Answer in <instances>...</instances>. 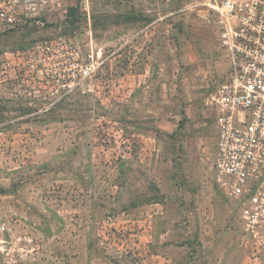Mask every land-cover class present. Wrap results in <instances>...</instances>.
<instances>
[{
  "label": "rangeland",
  "instance_id": "1",
  "mask_svg": "<svg viewBox=\"0 0 264 264\" xmlns=\"http://www.w3.org/2000/svg\"><path fill=\"white\" fill-rule=\"evenodd\" d=\"M87 1L0 31V60L61 35L101 62L56 103L0 68V222L34 238L24 264H264L214 182L204 100L228 64L207 0Z\"/></svg>",
  "mask_w": 264,
  "mask_h": 264
},
{
  "label": "built area",
  "instance_id": "2",
  "mask_svg": "<svg viewBox=\"0 0 264 264\" xmlns=\"http://www.w3.org/2000/svg\"><path fill=\"white\" fill-rule=\"evenodd\" d=\"M63 0H0V31L41 24ZM84 8L88 7V1ZM228 68L204 100L215 135L214 182L238 211L253 252H264V0H207ZM101 62L79 44L54 36L25 50L7 51L1 72L27 81L39 78L54 102L79 90ZM52 103V104H53ZM30 233L14 235L0 222V264H24L35 254Z\"/></svg>",
  "mask_w": 264,
  "mask_h": 264
},
{
  "label": "crops",
  "instance_id": "3",
  "mask_svg": "<svg viewBox=\"0 0 264 264\" xmlns=\"http://www.w3.org/2000/svg\"><path fill=\"white\" fill-rule=\"evenodd\" d=\"M211 244L213 246L214 245V241H212ZM213 249H215V248L213 247ZM213 251L216 252L215 250H213ZM214 252L211 253L210 256H214L216 254ZM253 254H254V256H257V254H255L254 252H253ZM219 256L221 258V264H222L223 263V259L228 256V249L226 248V246H222V249L220 251V255Z\"/></svg>",
  "mask_w": 264,
  "mask_h": 264
},
{
  "label": "trees",
  "instance_id": "4",
  "mask_svg": "<svg viewBox=\"0 0 264 264\" xmlns=\"http://www.w3.org/2000/svg\"><path fill=\"white\" fill-rule=\"evenodd\" d=\"M71 12H72V10H71Z\"/></svg>",
  "mask_w": 264,
  "mask_h": 264
}]
</instances>
